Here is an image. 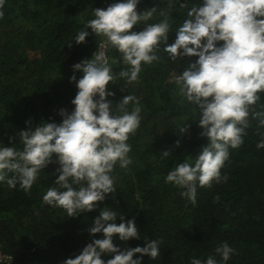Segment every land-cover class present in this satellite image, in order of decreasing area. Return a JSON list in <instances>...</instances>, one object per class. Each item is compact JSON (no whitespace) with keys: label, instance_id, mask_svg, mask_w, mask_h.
<instances>
[{"label":"trees","instance_id":"obj_1","mask_svg":"<svg viewBox=\"0 0 264 264\" xmlns=\"http://www.w3.org/2000/svg\"><path fill=\"white\" fill-rule=\"evenodd\" d=\"M114 2L5 0L0 9V143H15L21 150L19 133L28 130L27 122L33 128L42 121L59 124L63 119L60 111L74 109L71 102L78 89L71 77L79 79L82 73H74L73 65L91 59L104 38L91 34L90 29L86 43L76 45L73 38L94 19L93 9H106ZM198 5L199 0H141L138 12L157 11L133 31L160 22L164 19L160 13L165 12L170 17L171 44L187 10ZM164 47L163 42L158 46L159 60L142 64L137 81L128 85L117 76L109 86L115 94L109 97L113 106L132 95L141 108L139 127L127 141L131 164L122 169L117 163L111 173L116 191L95 211L73 218L43 201L46 192L57 187L56 163L39 173L30 191L19 184L11 188L0 183V249L5 254L23 264H63L92 241L89 227L101 209L111 207L127 220L134 218L140 231V240H115L117 247L126 250L145 247V241H160V256L155 260L145 256L143 264H190L193 257L206 260L209 256L224 264L215 250L225 243L234 249L227 264H264V149L256 147L264 137V127L252 115L264 111V94L251 106L243 144L229 148V158L221 169V176L227 179L198 187L193 204L165 178L186 158L194 163L209 143L201 135L198 110L174 82L196 58L174 63ZM109 56L114 74L127 67L115 49L109 48ZM134 105L135 101L130 102L127 110L132 111ZM115 114L123 113L117 110ZM163 151L171 156L164 158Z\"/></svg>","mask_w":264,"mask_h":264},{"label":"clouds","instance_id":"obj_2","mask_svg":"<svg viewBox=\"0 0 264 264\" xmlns=\"http://www.w3.org/2000/svg\"><path fill=\"white\" fill-rule=\"evenodd\" d=\"M140 2L116 0L106 9H93L94 19L73 39L76 45L86 43L90 29L91 34L104 40L91 59L73 65L74 73H82L79 79L71 77L78 89L71 102L74 109L70 113L61 110L63 119L59 124L42 121L33 128L27 122L28 130L19 133L21 150L15 143H0V183L6 182L11 188L19 184L24 191H30L39 173L56 163L57 187L50 188L43 201L62 208L73 218L95 211L116 191L111 173L117 163L122 169L131 164L127 141L140 124L139 101L126 95L113 106L109 97L115 94L108 90L109 86L115 84L117 76L128 85L137 81L142 64L159 60L156 52L162 42L174 63L196 58L174 77V82L198 110L201 135L209 141L194 163L186 158L175 164L165 182L182 189L180 196L195 204L198 187H210L213 181L227 179L221 176V169L229 158V148L237 149L243 144L251 106L264 94V0H199L198 6L187 10V18L175 31L176 39L171 44L170 17L165 12L160 13L164 17L160 22L147 24L143 31H133L134 26L151 20L157 11L152 8L138 12ZM4 3L0 0V9ZM109 48L120 53L127 66L118 75L110 67L112 60L109 64L106 57L105 50ZM133 101L135 105L129 112L127 106ZM117 110L123 114H115ZM252 115L264 127V111ZM256 147L264 149V137ZM162 156L167 158L171 153L163 151ZM8 173L13 175L9 177ZM88 231L92 241L63 264H143L145 256L151 260L160 256L158 240L145 241V247H117L115 240H140V231L134 218L127 220L111 207L100 210ZM98 234L102 238L96 239ZM215 251L224 264L234 254L227 243ZM105 255L112 258L104 260ZM190 264L220 262L212 256L206 260L193 257Z\"/></svg>","mask_w":264,"mask_h":264},{"label":"built area","instance_id":"obj_3","mask_svg":"<svg viewBox=\"0 0 264 264\" xmlns=\"http://www.w3.org/2000/svg\"><path fill=\"white\" fill-rule=\"evenodd\" d=\"M101 43H103V41ZM101 43H99V44H101ZM98 50H99V45H98L97 49L94 51V53H96ZM105 51H106V57H107L109 64H110V57L108 54L109 49H106ZM0 264H23V263L18 262L17 260H15V258L12 255L5 254L0 249Z\"/></svg>","mask_w":264,"mask_h":264}]
</instances>
